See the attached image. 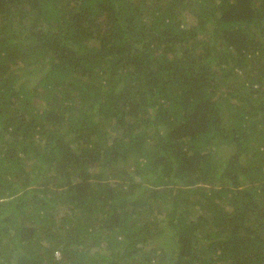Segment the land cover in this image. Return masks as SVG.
Returning <instances> with one entry per match:
<instances>
[{
    "label": "trees",
    "instance_id": "obj_1",
    "mask_svg": "<svg viewBox=\"0 0 264 264\" xmlns=\"http://www.w3.org/2000/svg\"><path fill=\"white\" fill-rule=\"evenodd\" d=\"M0 264H264V0H0Z\"/></svg>",
    "mask_w": 264,
    "mask_h": 264
}]
</instances>
